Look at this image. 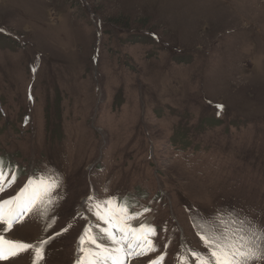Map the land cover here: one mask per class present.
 Masks as SVG:
<instances>
[{"label": "rangeland", "instance_id": "rangeland-1", "mask_svg": "<svg viewBox=\"0 0 264 264\" xmlns=\"http://www.w3.org/2000/svg\"><path fill=\"white\" fill-rule=\"evenodd\" d=\"M0 161L4 212L55 182L0 222L43 259L0 264L87 261L86 235L115 249L107 200L156 230L127 264H196L213 228L264 226V0H0Z\"/></svg>", "mask_w": 264, "mask_h": 264}, {"label": "snow or ice", "instance_id": "snow-or-ice-1", "mask_svg": "<svg viewBox=\"0 0 264 264\" xmlns=\"http://www.w3.org/2000/svg\"><path fill=\"white\" fill-rule=\"evenodd\" d=\"M222 107V106H220ZM9 186L14 183V178L8 177L4 172L3 161H0V192L5 190V183ZM42 185L44 181L40 182ZM55 186V182L45 185L40 194L32 193L26 198H18V209L14 211L9 209L8 212L0 210V222L7 225L10 230L13 223L19 221L25 211H31L37 205H43L44 198L51 201V189ZM27 189L22 193V197L27 193ZM7 204L13 201L6 202ZM105 205L104 216L105 223L112 224L117 217L113 216L108 210L109 206H115L121 213L120 218L112 227L118 228L121 235L117 237L113 231H105L101 238H107L115 249H108L98 242V238L94 235H86L81 243H91L95 251L87 253L91 259L87 261L81 260L78 264H127L130 258L147 255L151 251H155V243L149 237H154L156 230L154 227L141 226L139 229L132 228L127 225V219H137L140 213H129V205L127 202L107 200L103 202ZM99 207V205H97ZM39 211V208H37ZM145 211H148L145 209ZM8 217L5 219V217ZM13 217L15 219H13ZM103 218V217H98ZM202 231H206L202 228ZM205 246L209 249L207 254H202L196 250H190L192 258L196 264H257L258 261L264 260V226L258 225L255 220L247 216H238L231 229L222 228L217 230L213 228L211 234L202 236ZM41 241L38 245H29L27 243L7 241L0 238V259L19 256L23 252H32L36 261L43 259L44 248ZM5 245L7 248L5 249ZM81 252L84 249L81 248ZM163 257L161 256L154 264H161ZM181 264H187L186 260H182Z\"/></svg>", "mask_w": 264, "mask_h": 264}, {"label": "bare ground", "instance_id": "bare-ground-1", "mask_svg": "<svg viewBox=\"0 0 264 264\" xmlns=\"http://www.w3.org/2000/svg\"><path fill=\"white\" fill-rule=\"evenodd\" d=\"M19 210V209H18Z\"/></svg>", "mask_w": 264, "mask_h": 264}]
</instances>
